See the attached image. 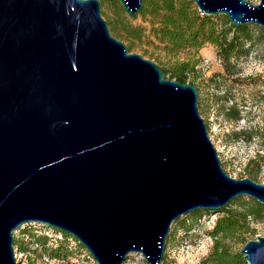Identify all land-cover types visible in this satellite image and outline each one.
<instances>
[{
    "label": "water",
    "instance_id": "95a60500",
    "mask_svg": "<svg viewBox=\"0 0 264 264\" xmlns=\"http://www.w3.org/2000/svg\"><path fill=\"white\" fill-rule=\"evenodd\" d=\"M117 1L132 18L144 5ZM193 1L264 28V0ZM101 6L0 0V264L21 263L14 233L33 223L71 234L97 264H161L180 217L242 195L264 204V184L223 168L197 87L130 52ZM241 254L264 264V236Z\"/></svg>",
    "mask_w": 264,
    "mask_h": 264
},
{
    "label": "rangeland",
    "instance_id": "374dc122",
    "mask_svg": "<svg viewBox=\"0 0 264 264\" xmlns=\"http://www.w3.org/2000/svg\"><path fill=\"white\" fill-rule=\"evenodd\" d=\"M113 1L117 0L102 1L101 12L110 23V29L114 27L122 33L118 21L120 10L113 7ZM249 1L254 4L260 2ZM124 14L133 25L145 27L144 36L134 40L130 52L142 54L164 69H170L176 61H197L189 79L198 89L199 111L206 121L223 168L236 179L250 177L264 184V28L248 23L252 38L245 45L247 52L233 56L228 62L219 57L217 46L210 42L198 52L184 49L171 54L151 31L149 16L143 17L139 13L132 18L126 11ZM220 15L226 16L224 13ZM112 34L129 45L130 42L121 34L114 31ZM237 113H240V119L234 118ZM257 209L264 212V204L242 195L223 207L225 211L211 212L198 225L191 221V228L183 227L182 221L187 217H180L171 225L161 264H213L220 254H241L247 241L264 236V213L261 218L251 214ZM231 218L238 226H232L223 233H214L217 222L226 224ZM21 231L15 232L14 236L21 238ZM72 248L63 245L64 255L56 264H92L93 256L88 258L86 247L78 244ZM27 264H42V261L39 256H33L27 258ZM124 264H147V260L141 253H130ZM239 264L249 263L245 259Z\"/></svg>",
    "mask_w": 264,
    "mask_h": 264
},
{
    "label": "trees",
    "instance_id": "16d2710c",
    "mask_svg": "<svg viewBox=\"0 0 264 264\" xmlns=\"http://www.w3.org/2000/svg\"><path fill=\"white\" fill-rule=\"evenodd\" d=\"M102 1L108 2V0ZM111 3L114 8L120 10L118 21L121 23L122 33L114 27L110 30L125 37L130 42L128 47L131 50L134 40H140L144 36L145 27L133 25L131 20L124 14V8L119 6L118 1ZM139 15L150 17L151 31L160 42L164 43V48L171 54H178L184 49H194L198 52L205 43L210 42L217 46L219 57L230 62L233 56L243 55L247 52L245 45L252 38L247 24L236 26L227 15L223 17L220 14H204L193 0H144L143 9ZM108 24L110 25L109 22ZM196 66L197 61H176L170 69L162 68V70L165 77L194 84L189 79V74L195 71ZM234 118L240 119V113H237ZM221 210L225 211L223 208L218 211ZM213 211L211 209L193 210L184 216L187 218L183 219L182 226L191 228L193 223L191 221H195V225H198L204 217H208ZM263 213L259 209L251 212L257 218H261ZM228 215L230 216V214ZM231 220L232 218L226 224L217 222L214 233H223L232 226H238V223ZM45 228L47 227L42 229ZM38 230L34 225H31L20 232V234H29L30 239L28 241L14 236V245H17L19 250L28 252L30 259L33 256L40 257L43 253H48L53 257H62L64 255L63 245L66 244L72 248L81 244L74 236L62 230H58L63 234V238L60 240H54ZM81 246L85 247L83 244ZM48 248H51V250H48ZM244 261V257L239 253L234 256L223 253L213 261V264H239Z\"/></svg>",
    "mask_w": 264,
    "mask_h": 264
},
{
    "label": "built area",
    "instance_id": "2783aa9c",
    "mask_svg": "<svg viewBox=\"0 0 264 264\" xmlns=\"http://www.w3.org/2000/svg\"><path fill=\"white\" fill-rule=\"evenodd\" d=\"M31 225H34L35 228L39 229L38 231L40 233H44L45 235H48L49 237L53 238L54 240H57V239L60 240L63 238V234L60 231H58V229L51 228L47 225H43V224H39V223H33ZM31 225H29V226H31ZM43 227H47V228L42 229ZM19 231H21V230H19ZM16 232H18V231H16ZM20 237L21 238H19V237L18 238L24 239L26 241H28L30 239L29 234H20ZM37 246H38V244H37ZM14 249H15L17 259L19 261H21L20 264H27V258H29L28 257L29 253L19 250L17 245H14ZM82 256L85 257L86 255L83 254ZM90 257H92V255L90 253H88V258H90ZM40 260L42 261V264H56L60 260V257H53V256L49 255L48 253H43L40 256ZM92 264H97V261L94 259V257L92 259Z\"/></svg>",
    "mask_w": 264,
    "mask_h": 264
}]
</instances>
